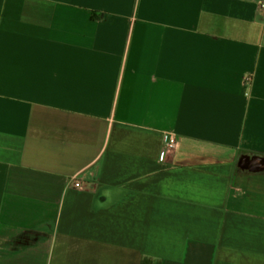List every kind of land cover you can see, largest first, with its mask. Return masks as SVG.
Instances as JSON below:
<instances>
[{
	"label": "crops",
	"instance_id": "crops-1",
	"mask_svg": "<svg viewBox=\"0 0 264 264\" xmlns=\"http://www.w3.org/2000/svg\"><path fill=\"white\" fill-rule=\"evenodd\" d=\"M263 1L0 0V264H264Z\"/></svg>",
	"mask_w": 264,
	"mask_h": 264
},
{
	"label": "built area",
	"instance_id": "built-area-1",
	"mask_svg": "<svg viewBox=\"0 0 264 264\" xmlns=\"http://www.w3.org/2000/svg\"><path fill=\"white\" fill-rule=\"evenodd\" d=\"M262 7L264 8V2L261 3ZM178 145L177 138L170 137L167 141V150L162 154L161 161H164L168 157V152L172 149L176 148Z\"/></svg>",
	"mask_w": 264,
	"mask_h": 264
},
{
	"label": "rangeland",
	"instance_id": "rangeland-1",
	"mask_svg": "<svg viewBox=\"0 0 264 264\" xmlns=\"http://www.w3.org/2000/svg\"><path fill=\"white\" fill-rule=\"evenodd\" d=\"M264 2V1H263ZM176 138V137H175ZM177 142H178V139H177Z\"/></svg>",
	"mask_w": 264,
	"mask_h": 264
}]
</instances>
